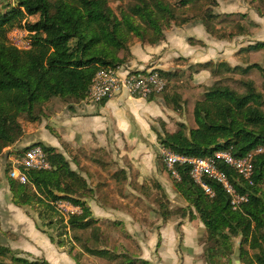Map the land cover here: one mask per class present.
I'll return each mask as SVG.
<instances>
[{
	"label": "trees",
	"instance_id": "obj_1",
	"mask_svg": "<svg viewBox=\"0 0 264 264\" xmlns=\"http://www.w3.org/2000/svg\"><path fill=\"white\" fill-rule=\"evenodd\" d=\"M192 1L181 0L180 3L186 6ZM174 8L165 0H137L120 7L117 12L109 0H15L13 5L2 4L0 155L8 152L23 136L21 119L40 123L48 113H58L66 107L71 108L74 103L88 101L93 79L100 69L127 63L131 47L136 42L156 44L164 40L161 22L163 19L167 24L171 20L176 22ZM36 15L39 17L36 21L28 19ZM206 16L201 22L211 35H216L211 20L220 22L224 16ZM240 22L239 35L246 34V26ZM17 28L28 31V47H19L9 41V33ZM150 30L153 35L147 38ZM132 35L136 38L131 42ZM217 37L225 38L224 34ZM189 42L204 45L193 38H189ZM262 48L264 42L260 41L239 50L256 54L246 66H232L225 60L195 64L199 67L197 70L213 67L214 83L205 90L201 85L177 88L169 98L175 110L186 109L189 124L179 122L178 129L173 132L163 126L157 132L161 145L190 156L207 157L225 150L236 157H245L262 148V152L253 157L251 180L220 163L237 192L248 197L236 209L231 204V196L219 182L206 179L215 192L210 196L191 178L189 165L177 166L180 179L176 187L205 224L207 241L214 242L215 247H209L208 251L216 254L221 250L229 256L234 251L232 238L239 237L240 255L245 264H264V195L259 189L264 180ZM158 70L167 81L175 75L172 71ZM235 73L243 77L237 78ZM36 144L43 147L51 168L26 170L27 182L9 177L13 202L22 207L39 205L43 224L49 228L56 227L53 215L58 214L63 229L57 234L43 230L56 245L63 247L67 243V227L82 232L89 230L86 236L74 232L72 241L96 257L100 264H126L117 262L114 252L97 245L103 242L101 226L97 225L99 221L93 217L86 201L94 192L86 179L72 170L69 161L55 147L43 142ZM28 148L9 152L19 156ZM60 201L79 206L81 211L64 214L57 208ZM161 214L164 219L170 215L165 211ZM189 218H195L192 209ZM37 226L41 229L42 225L37 223ZM209 252L204 248V260L207 264H214ZM74 257L78 258L77 255ZM0 264L51 263L46 259L30 260L18 256L10 247L0 244Z\"/></svg>",
	"mask_w": 264,
	"mask_h": 264
},
{
	"label": "crops",
	"instance_id": "obj_2",
	"mask_svg": "<svg viewBox=\"0 0 264 264\" xmlns=\"http://www.w3.org/2000/svg\"><path fill=\"white\" fill-rule=\"evenodd\" d=\"M190 28L189 34L179 27L169 29L165 33L166 40L156 44L134 43L125 66L136 70L174 71L181 66L186 68L182 65L186 60L190 66L209 61L205 55L217 51L212 45L217 43L216 39L202 23L192 24ZM187 38L200 40L205 46L192 45ZM241 40L242 36L232 41L219 40L224 47L219 56L234 62L231 58H236ZM187 75L191 76V73ZM211 75L207 69L196 71L194 83L206 82ZM171 118H174L173 112L160 95L145 98L122 92L102 103L90 100L74 103L61 112L48 113L40 123L30 126L36 138L34 141L55 147L69 161L72 170L83 176L94 190L86 201L93 217L99 221L97 225L102 227L101 237L105 240L100 242L102 248L122 256L134 252V258L141 259L136 264H144L142 260H146V264H207L202 258L204 248L191 244L192 232L187 223L192 225L195 220L183 223L185 244L179 245L182 250L179 251L176 219L164 222L153 216V212L142 215L138 206L136 210L128 208V205L133 206V199L139 205L146 204L145 182L157 179L167 187L168 173L161 169L155 148L157 132L163 126L173 132ZM14 157L16 155L0 157V244L30 260L46 259L51 264H100L80 246L76 250L82 251L83 255L75 258L65 246L53 243L38 228L37 221L25 206L13 202L5 160L11 165ZM102 190L109 191L105 195ZM129 191L135 193L131 198ZM130 236L135 240L134 246L128 244Z\"/></svg>",
	"mask_w": 264,
	"mask_h": 264
},
{
	"label": "rangeland",
	"instance_id": "obj_3",
	"mask_svg": "<svg viewBox=\"0 0 264 264\" xmlns=\"http://www.w3.org/2000/svg\"><path fill=\"white\" fill-rule=\"evenodd\" d=\"M168 1L173 7H175V14H176V22L174 20H171L168 24L166 23V19H163L161 22L162 28L164 30V33H166L169 29H174L176 27L181 28V30L189 34L190 33V27L195 24L202 23V18L207 17L206 15L213 16L214 14L220 16H224L220 19V22H217L216 19L211 20L212 25L215 27V34L219 36L220 34H224L225 38H218L216 35H211L213 38L216 39V44H212L213 47H215L216 50H212L208 52L207 55H205V59L212 60L213 62H218L221 60H225L228 63H230L232 66L236 65H242L246 66L248 64V60L251 57H254L255 53H250L247 51L239 52V50L243 47H246L250 44H254L256 42L263 41L264 42V0H193L192 2H189L188 5L184 6L180 3L181 0H165ZM129 2H137V0H109L110 6L117 12L120 7H126ZM15 3V0H1L0 1V8L2 7V4L4 5H13ZM211 13V14H210ZM228 15V16H227ZM38 15L36 16H30L28 19L30 21H36L38 19ZM188 19L187 21H184L183 19ZM210 21V20H209ZM239 21L240 23L245 24L246 27H244V30L246 31V34L239 35ZM203 24V23H202ZM204 25V24H203ZM202 27V26H201ZM204 28L206 29L205 25ZM207 31V30H206ZM208 32V31H207ZM209 33V32H208ZM152 30H150L147 34V38L152 37ZM236 35V36H235ZM242 36V40L240 43V48L236 52V58H231L234 62H230L227 59L222 58V56H219L221 51H223V46L220 43L219 40H229L232 41L234 38ZM9 41L11 43H15L19 47H28L30 44V39L28 36V31L24 28H17L12 30L9 33ZM136 38L135 35H132L130 37L131 42ZM195 39V38H193ZM166 40V34L165 39ZM189 42V38H187ZM213 43V42H212ZM205 46V45H203ZM180 52L183 54L184 51L181 50V48H178ZM264 53V48L260 50ZM192 54V53H191ZM206 60V61H207ZM125 66V64H122ZM183 66H186V68H177L176 70L172 71V73H175L170 79L168 78V85L166 90L160 94V97H163L166 101L167 105L173 112L174 118H171L170 120V127L171 130L175 131L178 129V123L184 122L186 124L188 123V114L186 109H180L175 110L174 105L169 97L174 93V91L177 88L180 87H192L195 85H201L204 87V90L207 89L209 86H211L214 83L213 78V67H210L207 70L211 71V79L205 80L206 82H200L195 84L194 83V73L197 70L196 65H192L190 67L189 61L186 60L185 62H182ZM199 68V67H198ZM158 70V68H152ZM202 70V69H201ZM160 71V70H159ZM161 73V72H160ZM187 73H191L190 75H187ZM235 76L237 78L243 77L240 73H235ZM209 83L208 85L205 83ZM165 95L168 97L165 99ZM23 128H24V134L23 136L15 143V145L7 150L8 152H4L0 155L1 158H4L6 155H14L12 150L15 148L16 150H22L26 147H30L34 145L35 142L34 139V131L31 129V123L26 119L20 120ZM168 130V128H166ZM169 131V130H168ZM164 147L159 142L156 146V152H157V158L160 163V167L163 171H167L168 177H167V187H165L163 184L158 182L157 179L152 180L150 182H145L144 188H143V194L146 198V204L139 205L138 202H136V199H133L134 202L133 206H129L128 208L136 210V207L138 206V209H141V214L148 216L150 212H153V216H156L157 218H161L164 222L168 219H176V233L178 237V250L182 251L179 245H184V235L185 231L184 227L182 228L183 223L185 221H193L192 225L190 223H187V227L189 232H192V238L193 242L191 243L194 247L196 245L202 246V248H205L207 253L209 247H215L213 241H207V231L205 224L200 219L198 212L194 207L191 206L189 201L185 198V196L177 189L176 183L178 181L177 178H175L172 173L168 172L169 170L166 168V166L163 163L160 149ZM6 151V150H5ZM11 151V152H9ZM15 156V155H14ZM5 159V158H4ZM6 166L9 165V161L5 160ZM8 168V167H6ZM159 185V186H158ZM136 188V186H135ZM259 189L261 191V194L264 195V180L259 184ZM134 190V189H133ZM105 195H107V192L109 190H102ZM99 192V190L97 191ZM135 193L132 191H129L130 198ZM162 205L165 207L163 209ZM25 209L27 212L35 218L37 223L41 226V230H46L48 232H51L53 234H57L61 229H63V224L60 222V216L58 214L53 215V221L56 227L49 228L47 226H44V220L40 217V206L37 204H31L25 206ZM190 209L194 211L195 218L191 220L189 218ZM169 212L170 215L168 218L164 219L161 213ZM179 221V222H178ZM62 227V228H60ZM102 228V227H101ZM183 229V230H182ZM203 229V230H202ZM187 230V231H188ZM66 238L67 243L65 244L66 249L70 253L72 251L71 255H77L80 257L83 255L82 251L76 250V248L79 246V244H74L72 241L73 236L75 235L74 232H76L78 235L86 236L89 234V230L87 231H77L70 228H66ZM46 233V232H45ZM184 233V234H183ZM48 235V233H46ZM102 235V233H101ZM65 238V239H66ZM103 242L105 241L104 238H102ZM160 241V240H159ZM102 243V242H101ZM100 243V244H101ZM98 243L97 245L100 246ZM128 244L135 245V240L133 237H129ZM190 244V243H188ZM232 245H233V253L229 256L226 253H222V251L217 250V253L213 254L209 252V254L213 257V263L214 264H245V262L242 260L240 255V245L241 240L239 237L232 238ZM160 246V243L157 244V248ZM115 253V252H114ZM116 255V261L126 264H136L138 260H141L139 258H134V252L132 254H117ZM204 255L202 254V258L204 260ZM230 258V259H229ZM157 259V258H155ZM142 263L146 264L148 263L146 260H142Z\"/></svg>",
	"mask_w": 264,
	"mask_h": 264
},
{
	"label": "built area",
	"instance_id": "obj_4",
	"mask_svg": "<svg viewBox=\"0 0 264 264\" xmlns=\"http://www.w3.org/2000/svg\"><path fill=\"white\" fill-rule=\"evenodd\" d=\"M166 85L167 79L156 69L136 70L124 65L107 67L96 73L89 91V100L102 103L122 92L130 96L148 98L161 93ZM160 152L164 165L175 178L180 179L177 166L189 165L191 178L196 184L200 185L207 194L214 196V189L206 179L210 178L219 182L231 196V204L236 209L242 202L247 201L248 197L237 192L220 163H225L239 176L251 180L254 173L253 157L256 153L262 152V148L248 153L245 157H236L230 151L225 150L216 151L207 157L180 154L166 147H162ZM49 168L51 165L43 147L34 144L12 159L9 176L20 182H27L26 170ZM57 208L64 214L81 211L79 206L68 201L58 202Z\"/></svg>",
	"mask_w": 264,
	"mask_h": 264
}]
</instances>
